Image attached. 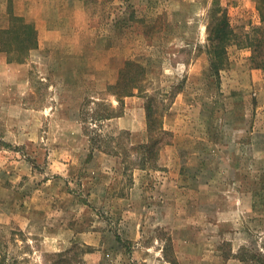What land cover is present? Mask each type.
<instances>
[{"label":"rangeland","instance_id":"1","mask_svg":"<svg viewBox=\"0 0 264 264\" xmlns=\"http://www.w3.org/2000/svg\"><path fill=\"white\" fill-rule=\"evenodd\" d=\"M110 5L97 52L83 46L69 63L45 62L43 46L8 53L27 57L17 69L0 59V264H246L241 247L264 248V107L255 83L264 68L251 61L264 50L246 46L262 24L257 0ZM224 9L236 38L215 74L208 26ZM128 61L145 74L119 105L110 93ZM108 104L118 106L115 118L138 122L134 138L96 119ZM149 105L168 133L149 131ZM155 138L154 161L141 167L143 152L131 146Z\"/></svg>","mask_w":264,"mask_h":264},{"label":"crops","instance_id":"2","mask_svg":"<svg viewBox=\"0 0 264 264\" xmlns=\"http://www.w3.org/2000/svg\"><path fill=\"white\" fill-rule=\"evenodd\" d=\"M115 3L116 0H0V29L11 27L14 17H26L37 29L38 45L31 50H41L43 46L45 62L56 59V61L61 63L64 61L69 63L75 56H79L77 54L82 52L83 46L90 48L91 53L97 52L96 45L98 40L97 38L95 39L97 37L95 32L101 28V14L107 12V8L105 7L108 6L109 8L110 4ZM108 13L110 12L108 11ZM112 26L115 28V25ZM52 55L55 57L52 58ZM3 58L7 64L14 66L16 69L19 66H27L25 64L27 57L23 62L11 61L8 53L2 50L0 41V59ZM87 60H90V58ZM84 65V68H91L93 66L91 60L87 61ZM14 68L11 71L15 70ZM87 70L93 78L96 71L93 69ZM87 82V79L79 80L76 82V85L80 87L87 86ZM255 83H258L257 87L260 89L259 95L262 96L260 100L262 103L261 107H264V76H258V79H255ZM67 89L70 90L71 88ZM91 103L93 105L96 104L95 101ZM81 106L79 105L77 109ZM108 121L119 123L122 129L130 131L133 138L140 128L137 125L138 122L133 119V116H128L127 113L119 118H111ZM66 122L79 129L77 139L86 140V137L82 134L83 125L78 119L69 117V120ZM92 153L95 156L96 151Z\"/></svg>","mask_w":264,"mask_h":264},{"label":"trees","instance_id":"3","mask_svg":"<svg viewBox=\"0 0 264 264\" xmlns=\"http://www.w3.org/2000/svg\"><path fill=\"white\" fill-rule=\"evenodd\" d=\"M257 8L260 11V22L261 26H255L253 31L255 33L254 40L246 44L248 47H252L253 51H263L264 50V0H257ZM220 8L217 6L214 10L218 11ZM222 14L215 16L213 23H209V54H210V67L215 74L221 70V68L227 62V45L236 38V34L231 26L227 11L221 10ZM11 27L0 29V41L1 48L7 53H25L27 56L28 52L37 47V31L35 26L30 23L25 17H14ZM21 30L22 33H18ZM250 39V35L246 36ZM16 44V45H13ZM11 61L23 62L24 57L10 59ZM251 61L256 65V67L264 68V60H255V54L251 58ZM127 69V72H124ZM123 73L121 74L120 79L118 80V86L112 85L116 91L111 90L112 95L116 97L119 102V105L123 103V98L125 96L135 95V90L137 87H141V81L143 79V66L135 62L128 61L126 62V67ZM135 70L134 72H130ZM134 73V74H133ZM98 103V102H97ZM117 107L113 104H108L105 111V114H96L97 120L108 121L111 118L117 117L115 113ZM152 107L147 106V126L149 131L153 132L155 127L154 118L152 117ZM157 131L168 133L164 130L163 126H159ZM152 138V137H151ZM114 137L109 138V140H114ZM162 141L158 139H151L147 143L140 144L138 146H131V151L136 152L142 150L143 157L138 162L141 167H150V162L154 161L156 152L153 151L158 148ZM98 149L106 152H110V148L101 149L100 146ZM93 149V148H92ZM109 149V150H108ZM159 149V148H158ZM92 153V152H91ZM91 155V154H90ZM131 165V164H129ZM128 168V166H127ZM237 258L246 264H264V248H259L257 242L255 241V247L244 245L240 248L239 252L236 254Z\"/></svg>","mask_w":264,"mask_h":264}]
</instances>
